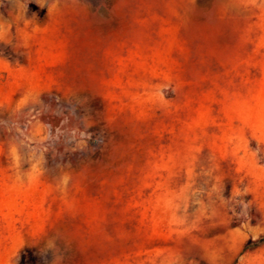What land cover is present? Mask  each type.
<instances>
[{
    "label": "rangeland",
    "instance_id": "374dc122",
    "mask_svg": "<svg viewBox=\"0 0 264 264\" xmlns=\"http://www.w3.org/2000/svg\"><path fill=\"white\" fill-rule=\"evenodd\" d=\"M264 0H0V264H264Z\"/></svg>",
    "mask_w": 264,
    "mask_h": 264
},
{
    "label": "trees",
    "instance_id": "16d2710c",
    "mask_svg": "<svg viewBox=\"0 0 264 264\" xmlns=\"http://www.w3.org/2000/svg\"><path fill=\"white\" fill-rule=\"evenodd\" d=\"M263 243H264V235H260L256 239H248L244 243L242 250L245 251V250L254 249L262 245Z\"/></svg>",
    "mask_w": 264,
    "mask_h": 264
}]
</instances>
